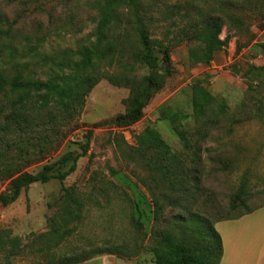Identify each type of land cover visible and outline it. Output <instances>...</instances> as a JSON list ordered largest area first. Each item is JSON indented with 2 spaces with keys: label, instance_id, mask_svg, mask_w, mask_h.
Here are the masks:
<instances>
[{
  "label": "rangeland",
  "instance_id": "1",
  "mask_svg": "<svg viewBox=\"0 0 264 264\" xmlns=\"http://www.w3.org/2000/svg\"><path fill=\"white\" fill-rule=\"evenodd\" d=\"M105 1L0 0L2 26L11 30L0 43L5 88L21 80L40 97L47 85L63 84L74 75L70 59L79 61L74 51L98 40ZM139 1L152 17L155 45H172V75L137 123L118 127L110 120L125 111L127 98L148 70L128 52L112 62L96 61L101 70L131 77L134 86L102 79L85 98L81 114L60 124L45 152L24 167L34 173L66 152L81 153L92 131L86 153L63 184L56 179L33 183L15 202L0 203V237H18L22 247L10 255L11 247L1 246L0 264H62L81 256L78 264H158V253L169 250L168 232L178 236L184 218L190 233L197 214L213 217L215 225L248 207L258 208L241 224L233 222L243 216L227 219L222 232L229 238H240L246 230L249 236L264 235V0ZM125 12L123 6L116 11L110 35L126 24ZM210 17L221 18L220 38L228 35V44L209 63L193 62L191 55L206 47L203 35ZM129 40L134 43L132 32ZM195 83L213 96L200 116L194 109ZM176 127L186 132L191 148ZM148 128L179 157L172 167L180 172L179 187H188L187 194L168 191L161 176L145 166L141 140ZM44 134L40 127L34 137ZM146 155L154 159V151ZM9 183L0 172V194L8 192ZM62 185L80 205L65 197ZM237 192L246 196L234 202Z\"/></svg>",
  "mask_w": 264,
  "mask_h": 264
},
{
  "label": "trees",
  "instance_id": "2",
  "mask_svg": "<svg viewBox=\"0 0 264 264\" xmlns=\"http://www.w3.org/2000/svg\"><path fill=\"white\" fill-rule=\"evenodd\" d=\"M121 6L126 11L124 14L126 24L118 33L110 35L116 11ZM152 24V17H149L139 0H106L101 7V18L97 26L98 40L91 46L84 47L82 51H74V55H80L79 61L71 57L70 63H67L69 69L71 64L75 66L76 73L65 78L63 84L47 85V91L40 97L31 95L26 89L25 82L21 80L11 81L9 88L6 89L0 71V100L6 98L5 103L0 104V172H5V176L10 179L8 192L0 194V203L3 206L15 202L23 190L33 183H47L56 179L63 184L64 180L76 170L78 159L86 153L92 131L87 134L86 146L81 153L66 152L56 161L43 165L34 173L25 171L24 167L37 161L34 155L38 152H45L47 142L51 140V135L60 124H69L81 114L85 98L102 79H107L115 85L134 86L131 77L101 70V67L95 65L96 61L112 62L118 54L122 57L128 52L131 60L147 68L148 73L137 83L136 92L127 98L125 111L112 118L110 122L118 127H128L142 118L150 99L163 88L166 79L172 75L170 68L172 45H164L160 41L162 45H155L150 33ZM2 25L3 19L0 17V43L11 31L10 27L4 29ZM221 28V18L210 17L203 35L206 47L201 52L191 55L193 62L209 63L214 53L228 44L230 38L228 35L225 39L220 38ZM129 32L134 35V43L129 40ZM262 48L264 50V44ZM1 54L0 48V57ZM125 67L126 70L127 66ZM192 91L195 114L204 115L213 96L199 83L192 86ZM13 94L16 95L12 98ZM54 110L57 113H54ZM40 127L46 130V134L34 137V133L39 131ZM176 128L180 138L185 140V146L191 148L186 132L179 127ZM14 146H18L16 153H13ZM141 146L145 166L161 176L167 184V190L174 194L180 192L187 194L188 187H179L183 180L180 179V172H176L177 168L172 167V164L179 163V157L172 152L159 133L148 128L141 140ZM147 150L154 151L152 157L154 159L146 157ZM181 166L183 167L182 163ZM62 190L67 199L80 205L71 194L69 187L62 185ZM245 196V192H237L232 200L237 202L243 200ZM155 207L154 211L160 208L156 199ZM256 208L248 207L238 216L226 217V220L239 218ZM194 219L196 224L195 220L192 221L190 233L186 226L188 223L186 218L179 223L178 236L174 232H168L169 250L158 253V264H220L223 242L216 224H213V217L197 214V218ZM20 242L21 239L12 238L9 234L0 237V247L10 246V255L21 252ZM82 258L83 256L73 257L69 261L66 259L62 264H78Z\"/></svg>",
  "mask_w": 264,
  "mask_h": 264
},
{
  "label": "crops",
  "instance_id": "3",
  "mask_svg": "<svg viewBox=\"0 0 264 264\" xmlns=\"http://www.w3.org/2000/svg\"><path fill=\"white\" fill-rule=\"evenodd\" d=\"M246 216L247 214L243 215L233 223L241 224V220H245ZM227 226V220L216 223V228L220 232L223 242V255L220 264H264V235L261 238L249 236L251 231L246 230L248 232L240 238H229L228 236L225 237V233L221 230L227 229ZM233 226L236 227L237 225Z\"/></svg>",
  "mask_w": 264,
  "mask_h": 264
}]
</instances>
